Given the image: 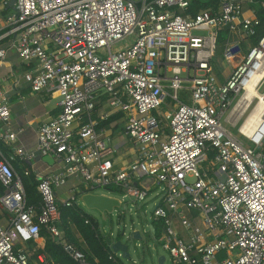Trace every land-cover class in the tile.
<instances>
[{"label": "built area", "instance_id": "1", "mask_svg": "<svg viewBox=\"0 0 264 264\" xmlns=\"http://www.w3.org/2000/svg\"><path fill=\"white\" fill-rule=\"evenodd\" d=\"M192 1L16 0L0 43L10 39L8 47L35 62L26 81L56 93L60 110L39 126L34 152L0 154V264H56L41 251L42 229L89 264L57 225V191L71 175L91 189L116 184L137 200L159 188L153 215L172 264H264V111L239 125L264 99V34L249 42L260 26L253 0H219L196 14ZM225 30L228 71L216 59ZM6 52L0 46V63ZM246 99L253 102L244 107ZM119 113L110 127L100 125ZM10 122L0 84V137L14 141ZM118 122L135 157L116 169ZM36 152L62 164L39 177V204L28 202L12 162ZM72 192L67 206L79 201L81 192Z\"/></svg>", "mask_w": 264, "mask_h": 264}, {"label": "crops", "instance_id": "2", "mask_svg": "<svg viewBox=\"0 0 264 264\" xmlns=\"http://www.w3.org/2000/svg\"><path fill=\"white\" fill-rule=\"evenodd\" d=\"M4 8L5 6H3V2L1 1L0 21L2 22V26H0V30L4 27L6 18L3 14ZM9 41L11 40L6 38L0 43V46L6 47L7 50L5 59L0 63V84L10 106V129L17 133V137L14 141L5 140L0 137V154L5 157L13 155L16 147H23L28 152H34L38 145L39 126L56 116L60 110L59 97L56 93H50L45 90H32L24 75L34 67L35 62L28 63L24 61L14 48L8 47ZM117 124L112 128L113 134L111 139L117 148L114 158L115 168H120L132 161L135 155L132 144L128 139L120 140L121 130L120 126L115 128ZM6 129L7 126L2 125L0 132H5ZM15 160L22 161L19 158ZM15 160L12 161L14 166ZM26 163L30 165L31 170L37 177L55 172L62 167V164L54 156L42 155L38 152ZM16 171L19 175L23 176L17 168ZM82 186L87 188V185L81 180L80 175L68 177L66 183L57 191L59 202L65 200L63 195L66 192H72L73 190L79 192V188ZM0 218H2L1 214ZM148 230L153 233L155 232L154 220L150 223ZM44 244L45 241L43 242Z\"/></svg>", "mask_w": 264, "mask_h": 264}, {"label": "trees", "instance_id": "3", "mask_svg": "<svg viewBox=\"0 0 264 264\" xmlns=\"http://www.w3.org/2000/svg\"><path fill=\"white\" fill-rule=\"evenodd\" d=\"M219 0H193L189 7V12L196 14L200 9L210 6L217 7ZM264 0H253L250 6L255 10L259 20L260 26L254 36H251L249 42L256 44L261 36L264 34ZM12 12L11 8L7 5L3 10L4 16ZM228 31H222L219 35L218 48L222 47L224 42L228 38ZM242 49L247 51V42L242 43ZM220 78V73H218ZM122 114H116L109 117L107 120L100 122L101 126L109 127L112 121L119 119ZM120 124V123H119ZM117 124L115 128L120 125ZM15 168L21 172L24 187L27 193V199L29 203L39 204L41 197L38 192L39 177L31 170L28 163L15 160ZM25 170L29 171V175H25ZM105 190L116 194L124 195L125 191L116 184L106 185ZM79 192H87L91 188L81 187ZM3 187L0 184V193H2ZM78 192V193H79ZM77 193V195H78ZM59 208L61 211V220L57 223L60 230L63 231V239L71 244L74 249L81 251L86 261L89 264H124L121 257L115 255L112 251L110 243L99 228V224L95 218L87 214L76 200L72 202L70 206H67L63 202H59ZM154 234L158 237L161 236L162 221L154 218ZM150 231L146 233L149 234ZM43 236H45V245L41 251L46 254L47 257L52 259L56 264H80L68 251L65 250L62 241L51 238L45 229H42ZM114 255V258H110Z\"/></svg>", "mask_w": 264, "mask_h": 264}, {"label": "rangeland", "instance_id": "4", "mask_svg": "<svg viewBox=\"0 0 264 264\" xmlns=\"http://www.w3.org/2000/svg\"><path fill=\"white\" fill-rule=\"evenodd\" d=\"M1 1L2 0H0V5ZM0 26H2L1 21ZM223 58V48L219 47L217 49L216 59L223 69L228 71L229 65ZM260 91L263 92L264 87L261 88ZM256 102L257 99L254 100L251 106L243 114L239 125L247 119ZM164 109L168 108L164 107L163 110ZM234 132L238 133L236 129H234ZM124 139L126 138L123 134H120V140ZM116 169L118 168L116 167ZM90 191L97 194H107L120 199L121 205L119 208L113 212H105L104 214L96 209H89L81 201H77L87 214L97 220L100 230L106 235L109 242L115 240L117 235L123 231L126 232V236L130 235L133 228L140 229L143 234V229H145V231L148 230L150 223L155 218L152 209L155 207L159 198L157 193L160 189L157 187L152 186L150 194L145 200H137L131 196L124 197L123 195L109 192L105 190L104 187H95ZM73 194L74 192L68 191L63 195V198H70ZM144 236L145 237L142 241L134 240L132 238L127 241L130 258H122L124 264H158V257L160 255L165 256L164 264H172L169 252L162 247L160 236L158 237L153 232H149L148 235L144 234Z\"/></svg>", "mask_w": 264, "mask_h": 264}, {"label": "water", "instance_id": "5", "mask_svg": "<svg viewBox=\"0 0 264 264\" xmlns=\"http://www.w3.org/2000/svg\"><path fill=\"white\" fill-rule=\"evenodd\" d=\"M16 0H8L7 7L11 9H15ZM149 180L146 178L143 182H146ZM79 201H81L87 208L89 209H96L100 211L102 214L105 212H113L117 208L120 207L121 202L120 199L116 197L109 196L107 194H97L93 193L91 191L87 192H81ZM155 207L152 209V212L154 211ZM148 231L143 229V234L140 229H132V232L130 235L126 236V232L123 231L119 235H117V238L111 242V248L114 253L120 252L121 258H130V254L128 252V245L127 241L131 238L134 240H143L144 234L146 235ZM165 256L160 255L158 257V264H164Z\"/></svg>", "mask_w": 264, "mask_h": 264}, {"label": "bare ground", "instance_id": "6", "mask_svg": "<svg viewBox=\"0 0 264 264\" xmlns=\"http://www.w3.org/2000/svg\"><path fill=\"white\" fill-rule=\"evenodd\" d=\"M250 94L257 95L258 93L256 92V90H253V88L250 87ZM251 102H253L252 99L244 100L243 102L244 107H246V105L248 106ZM262 111H264V99L263 98H261V100H257L255 106L253 107L252 111L250 112L247 119L245 120L242 130H244L245 127H247L249 123L252 124L253 121H258L260 119Z\"/></svg>", "mask_w": 264, "mask_h": 264}]
</instances>
